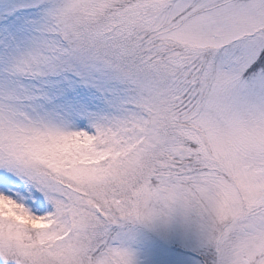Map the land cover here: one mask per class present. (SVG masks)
I'll list each match as a JSON object with an SVG mask.
<instances>
[{
  "label": "snow or ice",
  "instance_id": "1",
  "mask_svg": "<svg viewBox=\"0 0 264 264\" xmlns=\"http://www.w3.org/2000/svg\"><path fill=\"white\" fill-rule=\"evenodd\" d=\"M0 264H264V0H0Z\"/></svg>",
  "mask_w": 264,
  "mask_h": 264
}]
</instances>
